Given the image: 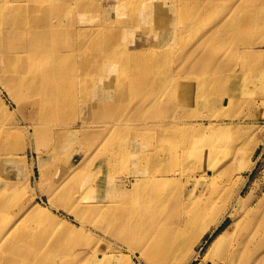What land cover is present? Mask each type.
I'll use <instances>...</instances> for the list:
<instances>
[{"label":"rangeland","instance_id":"1","mask_svg":"<svg viewBox=\"0 0 264 264\" xmlns=\"http://www.w3.org/2000/svg\"><path fill=\"white\" fill-rule=\"evenodd\" d=\"M101 1L96 0L92 7ZM163 1L168 3V6L173 3L189 8L197 3H207L208 0ZM58 2L55 5L63 9L65 7L63 0ZM258 3L264 6L261 0H257ZM254 4H256L255 1ZM73 9L79 10L80 7L73 6ZM226 10V8H220L217 12ZM95 14L96 10L86 8L78 11L75 16L77 19H89ZM262 17L259 27L253 31L258 47L253 52V56L250 54L247 58V64L255 67L260 74L259 84L255 86L254 92H247L248 95L245 92L241 94V91L239 95L235 94L233 106L228 108L226 99H223L221 103L219 100L221 97L227 98L229 95L226 93L238 88V78L236 77L235 80L232 77L228 80L226 76H231L229 70H232L241 58L236 51L237 38L231 39L232 32H223L222 37L218 39L219 42L216 40L212 44L211 58L212 56L218 58L219 63L216 66L204 67L203 71L215 78H211L212 81L206 87L196 91H193L191 76L188 77L185 70L198 59L191 56L193 49L200 43L208 41L202 30L203 26L209 28L207 20H203L200 32L193 30L186 35V43L173 44V48L168 44V47L157 49L153 54L156 59L153 62L158 63L156 70H153L155 77L159 82H166L168 87L161 89L158 94L162 93L163 99L169 103L170 107L176 106L177 102L183 100L190 103V106L185 103L184 107L178 108L172 114L169 125L163 128L168 129L172 124L182 130L200 125L213 126L216 129L233 127L231 136H227L223 141L227 146L211 148L213 151L211 159L214 160L209 164L215 168V175L204 173L203 177L192 180L189 185V189L196 193L199 199L195 203L191 202L187 207L203 209L210 205L197 223L215 212V208L220 204L216 200L232 198L243 186L240 195L244 206L253 208L259 205L264 213V12ZM183 20L179 18L172 25L173 28H184ZM13 24L9 17L0 19L1 27L10 28ZM128 26H130L129 29L138 30L136 27L138 24L135 21ZM127 33L120 28L115 33L101 36L99 39L95 33L80 32L77 40L74 41H68V38L62 35L49 36L45 40L46 48L54 49L58 54L71 53L72 56L69 59L73 58L76 61V85L79 92L77 109L80 111L73 119L76 122L75 125H72L70 120L63 122L62 117H55L47 123L48 126L44 125L45 128L35 132L30 125L31 119L26 116L27 114H23L8 91L0 85V102L4 107V113L0 112V200L3 197L7 198L6 202H1V206L5 207H0V264H74L76 261H80V264H88L90 260L98 259L101 253L113 251L121 253V250L129 258V264H158L150 258L148 260L141 258L138 253L135 256L131 255L128 252L130 244L122 242L111 233L114 227L110 225L106 216L90 214L88 218L79 221L76 215L67 212L64 208L66 204L74 203L79 214L78 210L83 211L86 204L104 207L111 202H123L120 196L122 190H131V180L136 178L131 173H138L137 169L149 167L145 160L139 159V155L151 154L156 146L168 149L183 146L184 152L193 150L190 146L193 138L187 132H174L167 141L161 137L160 128H155L142 131L144 136L140 142H134L129 129L116 126L130 113L132 105L149 103L154 96L149 91L145 94L130 92L133 73L146 77L145 74L149 73L151 65L148 66L150 62H145L149 51L144 54L137 53L140 41L139 30L135 35ZM2 39L0 36V44L3 42ZM82 43H86V46L81 50ZM71 49L76 50L69 52ZM104 50L109 53L107 55L100 53ZM81 51H94L96 52L94 59L112 62L109 68H104L111 69L114 72L113 76L109 78L110 74L103 69L98 70L97 77L84 73L77 58ZM47 59L44 61L46 62ZM68 61L70 64L75 63V61L65 60V62ZM141 61L144 62L141 64ZM228 62L230 64L227 66ZM94 77L107 79L101 81L100 85L90 88V85L94 83ZM172 78H178V80L168 83ZM243 85L247 86V82L245 81ZM111 94L116 102L111 106V110L104 108L101 112L102 106H109V104H103L82 112L85 104H81L84 102L92 105V99L99 95L107 97ZM212 94L216 96L212 98L209 107L207 100ZM251 101H254V106L251 105ZM144 106L145 108L139 111V116L161 117L159 114L167 111L163 102L152 109L149 105ZM255 111L256 116H254ZM230 116L233 118H229ZM252 136L261 142L255 148L251 160L252 167L240 172L238 159L233 153L238 147L243 146V141H247ZM186 138L190 140L183 144L182 140ZM182 152L183 149H180V153ZM75 169L78 170L76 175L79 171L82 173L80 183L77 184L78 190L72 194L71 189L69 191L68 188L66 192L68 196L58 192L59 186L67 179L70 180L72 175H69ZM88 179H92V182L87 183ZM244 182L246 183L243 185ZM179 187L155 178L148 185L154 195L167 201V204L168 198L180 192ZM81 194L82 199L90 202H78L76 195ZM160 203L158 202L157 206L161 209H156V213L169 210L167 204L160 206ZM235 207L238 208V212L242 211V208ZM34 209L39 210L41 214H32ZM230 222L231 218L227 217L218 230L209 232L205 236L201 245L202 255L208 250L217 232ZM68 228L75 233H66ZM260 235L264 236V230L260 232ZM89 248L98 251L97 257L87 258L85 253ZM12 255L17 257L11 261ZM198 263L195 261L192 264ZM255 263L264 264V260H255Z\"/></svg>","mask_w":264,"mask_h":264},{"label":"bare ground","instance_id":"2","mask_svg":"<svg viewBox=\"0 0 264 264\" xmlns=\"http://www.w3.org/2000/svg\"><path fill=\"white\" fill-rule=\"evenodd\" d=\"M58 1L61 0H0V19L9 17L14 22L10 28L0 26V36L3 38L0 44V85L8 91L23 114H27L26 116L31 119L30 125L34 131L38 132L45 128L48 126L47 123L55 117H62L63 122L70 120L72 125H75L76 122L73 119L80 111L77 109L79 92L76 85V61L73 58L69 59L72 56L71 53L58 54L54 49L46 48L45 40L49 36L62 35L68 38V41H74L77 40L80 32L95 33L99 39L101 36L115 33L120 28L127 33L130 28L128 25L135 21L140 32L137 53L144 54L149 51L145 62H150L148 66H151L149 73H147L148 68L146 69V77L133 73L130 92L145 94L149 91L154 96L149 103L132 105L130 113L116 126L129 129L134 142H140L144 136L142 131L155 128H160L161 137L167 141L177 131L187 132L193 138L190 143L193 150L184 152L183 146L171 148L173 150L156 146L151 154H140L139 159L145 160L149 167L137 169L138 173H131L136 178L131 180V190H122L120 196L123 202H111L104 207L86 204L83 211L78 210L79 214L72 203L66 204L65 210L76 215L79 221L88 218L90 214L106 216L110 225L114 227L111 233L122 242L130 244L128 252L131 255L135 256L138 253L141 258L147 260L150 258L158 264H192L195 261L199 262L198 264H256L255 260H264V236L260 235V232L264 230L262 228L264 213L259 205L253 208L244 206L240 195L244 186L237 190L232 198L216 200L220 204L215 208V212L210 217L202 218L200 223L197 221L204 216L203 212L208 210L210 205L203 209L187 207L191 202L195 203L199 199V196L189 189L191 181L203 177L204 173L215 175V168L209 164L214 160L211 159L213 154L211 148L227 146L223 141L227 136H231L233 127L216 129L213 126L200 125L182 130L172 124L168 129L163 128L169 125L172 114L178 108L184 107L185 103L190 106V103L183 100L177 102L176 106L170 107L169 103L163 99L162 93L158 94L161 89L168 88L167 83L157 81L153 71L158 65L157 62H153L156 60L153 54L157 49L168 47V44L173 48V44L186 43V35L193 30L200 32L203 20H207L210 26L209 28L203 26L202 30L208 41L200 43L193 49L191 56L198 59L185 70V73L188 77L191 76L193 91L206 87L212 81L211 78L215 77L204 72L203 68L216 66L219 63L218 58L213 56L211 58L212 44L222 37L223 32H232L231 39L237 38L236 51L241 58L232 70H229L231 76L226 77L228 80L232 77L236 80L237 77L239 85L236 90L226 93L229 95L227 98L221 97L219 102L226 99V107L233 106L235 94L239 95L241 91V94L245 92L248 95L247 92H254L255 86L259 84L260 74L255 67L247 64V58L250 54L253 56V52L258 47L253 31L260 25L264 6L257 4V0H208L207 3H197L189 8L173 3L168 6V3L163 0H102L92 7L96 0L92 3L90 1L93 0H63L65 7L61 9L55 5L59 3ZM261 3H264V0H261ZM73 6H79L80 9L75 10ZM86 8L96 10V14L89 19H77L75 16L77 12ZM220 8L227 10L217 12ZM134 9L139 11H132ZM179 18L184 19L185 27L173 28L172 25ZM138 30L129 29L127 34L135 35ZM81 45L82 50L86 43ZM74 50L76 49H71L69 52ZM109 51L111 52L110 49ZM100 53L107 55L109 52L104 50ZM95 55L94 51H81L77 55L82 71L97 77L98 70L103 69L110 74L109 78H111L114 72L104 67L109 68L112 62L96 60L93 58ZM65 56L67 58H64ZM45 59H47L46 62ZM66 59L75 63L65 62ZM143 62L141 61V64ZM229 64L230 62L227 66ZM227 66L225 65L226 69ZM182 68L183 66L181 71ZM104 79L107 78L94 77V83L90 85V88L100 85L99 83ZM175 80L178 78H172L168 83ZM245 81L247 86L243 85ZM212 95L207 100L209 107L212 98L216 96ZM112 96V94L107 97L99 95L92 99V105L84 102L81 104H85L82 112L103 104H109V106H102L101 112L104 108L111 110V106L116 103ZM119 102H122L121 99ZM162 102L167 107V111L161 112L159 114L161 117L139 116V111L145 108L144 105H149L152 109ZM253 102L251 101L252 106H254ZM0 112L4 113L1 102ZM254 113L256 116V111ZM98 114L101 116V113L98 112ZM102 115L105 114L102 113ZM188 140L190 138L183 139V144H186ZM260 142L252 136L247 141H243L241 148L238 147L234 151L233 155L238 159L240 172L252 167L251 160ZM168 144L170 145V142ZM151 146L154 145L151 144ZM180 149H183L182 153ZM77 171V169L71 171L69 176L72 175V177L59 186L58 192L66 195L68 188L69 191L71 189L72 194L78 190L77 184L80 183L82 173L79 171L76 175ZM153 178L180 186V192L168 198L167 204V201L157 198L151 188H148ZM91 180L88 179L87 183H91ZM78 196L76 195L78 202H90L82 199V194ZM6 201L7 198L3 197L0 200V207H5L1 206V202ZM117 201H119L118 198ZM158 202H161L160 206L167 204L169 210L156 213V209H161L157 206ZM235 206L242 208V211L238 212ZM32 212V214H41L37 209ZM227 217L231 218V222L217 232L208 250L202 255L201 245L205 236L209 232L218 230ZM66 233L74 234L75 232L68 228ZM97 253V250L89 248L85 254L87 258H95ZM16 257V255L10 256L11 261ZM80 263V261L74 262V264ZM95 263L129 264L130 262L121 250V253L117 251L101 253L98 259L88 262V264Z\"/></svg>","mask_w":264,"mask_h":264}]
</instances>
